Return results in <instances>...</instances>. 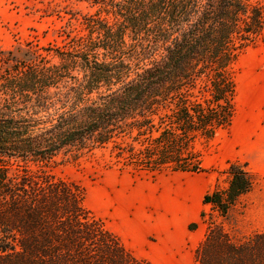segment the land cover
Masks as SVG:
<instances>
[{
    "label": "trees",
    "instance_id": "16d2710c",
    "mask_svg": "<svg viewBox=\"0 0 264 264\" xmlns=\"http://www.w3.org/2000/svg\"><path fill=\"white\" fill-rule=\"evenodd\" d=\"M85 1L61 46H0V264H146L44 168L111 144L139 168L201 170L192 144L231 123L232 65L264 27L260 0ZM226 172L202 197L220 214L253 184L238 162ZM195 258L264 264V232L232 241L211 225Z\"/></svg>",
    "mask_w": 264,
    "mask_h": 264
},
{
    "label": "rangeland",
    "instance_id": "374dc122",
    "mask_svg": "<svg viewBox=\"0 0 264 264\" xmlns=\"http://www.w3.org/2000/svg\"><path fill=\"white\" fill-rule=\"evenodd\" d=\"M94 10L85 0H0V46H61L67 34L81 32L82 15ZM232 74L231 123L192 144L201 170L139 168L111 144L75 156L60 152L44 170L76 186L85 210L146 264H198L195 249L211 225L232 241L264 232V27L239 54ZM231 161L244 166L253 184L220 214L202 197L225 188Z\"/></svg>",
    "mask_w": 264,
    "mask_h": 264
}]
</instances>
